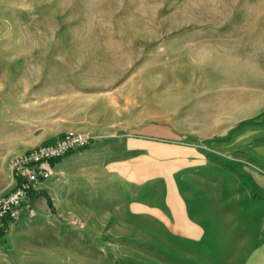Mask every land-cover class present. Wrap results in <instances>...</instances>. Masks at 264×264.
<instances>
[{
	"label": "rangeland",
	"instance_id": "rangeland-1",
	"mask_svg": "<svg viewBox=\"0 0 264 264\" xmlns=\"http://www.w3.org/2000/svg\"><path fill=\"white\" fill-rule=\"evenodd\" d=\"M0 63L35 64L45 84L16 128L149 124L152 202L149 244L54 213L63 245L6 251L0 264H242L239 244L184 242L194 230L182 228L177 172L264 114V0H0Z\"/></svg>",
	"mask_w": 264,
	"mask_h": 264
},
{
	"label": "crops",
	"instance_id": "crops-1",
	"mask_svg": "<svg viewBox=\"0 0 264 264\" xmlns=\"http://www.w3.org/2000/svg\"><path fill=\"white\" fill-rule=\"evenodd\" d=\"M10 66L0 63V193L13 184L12 155L66 131L80 130L94 139L90 146L50 162V176L35 183L33 215L18 220L1 237L0 263L6 251L21 257L31 248L63 245L67 238L56 231L54 213L71 221L76 217L87 230L104 231V236H125L131 245L149 244V124L124 127L110 120L92 130L62 126L45 134L16 128L15 111L41 100L45 84L35 64ZM48 134L56 136L47 139ZM203 148L208 153L185 155L177 172L182 228L194 230V238L183 237L184 242L204 247L239 244L242 264H264V114ZM251 185L257 200L250 198ZM234 231L240 236L234 237Z\"/></svg>",
	"mask_w": 264,
	"mask_h": 264
},
{
	"label": "built area",
	"instance_id": "built-area-1",
	"mask_svg": "<svg viewBox=\"0 0 264 264\" xmlns=\"http://www.w3.org/2000/svg\"><path fill=\"white\" fill-rule=\"evenodd\" d=\"M93 139L83 132L66 131L12 155L9 167L13 184L8 191L0 193V234L21 218L33 215L32 195L37 190L35 183L50 176V162L90 146Z\"/></svg>",
	"mask_w": 264,
	"mask_h": 264
},
{
	"label": "trees",
	"instance_id": "trees-1",
	"mask_svg": "<svg viewBox=\"0 0 264 264\" xmlns=\"http://www.w3.org/2000/svg\"><path fill=\"white\" fill-rule=\"evenodd\" d=\"M43 194L45 195V198L47 200V203H49L50 208H52L50 197L46 193Z\"/></svg>",
	"mask_w": 264,
	"mask_h": 264
}]
</instances>
